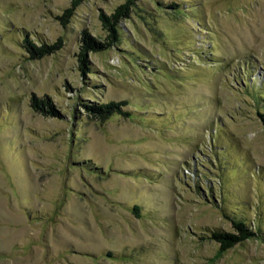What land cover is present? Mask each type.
I'll return each mask as SVG.
<instances>
[{"label":"rangeland","instance_id":"obj_1","mask_svg":"<svg viewBox=\"0 0 264 264\" xmlns=\"http://www.w3.org/2000/svg\"><path fill=\"white\" fill-rule=\"evenodd\" d=\"M72 2L0 0V264H264V0H134L85 74L127 0Z\"/></svg>","mask_w":264,"mask_h":264},{"label":"trees","instance_id":"obj_2","mask_svg":"<svg viewBox=\"0 0 264 264\" xmlns=\"http://www.w3.org/2000/svg\"><path fill=\"white\" fill-rule=\"evenodd\" d=\"M82 0H73L72 5L77 6ZM134 5V0H127L124 4L118 6L115 9V12L111 14V16L103 15L102 23L105 30L108 32V42H100L98 40H94L90 37L87 31L84 32L83 46L81 48V53L78 55L79 60V68L85 74L90 69V62L88 59V49H97V50H105L116 43L122 41V37L119 33V23L121 18H130L132 13V6ZM71 9L66 10V14L63 17L70 15ZM60 43H56L50 45L48 43L43 44L42 46H37L26 40V49L32 55V58H42L46 55L54 53L57 49L60 48ZM34 104L46 112L51 111L52 104L50 100L44 101L43 99L35 100ZM120 102H111L110 104H102L97 105V110L99 111L101 117L110 116L114 113L123 114V109L121 108ZM88 109H92L91 106L85 105ZM127 114V113H125ZM259 117L264 125V112H259ZM135 211L137 215H139L140 208L139 206H135ZM232 224L234 227V232H215L213 236L217 241L221 243L222 249H229L233 247L235 244L244 241L255 235L253 228H251L247 222V220H239L236 217H232Z\"/></svg>","mask_w":264,"mask_h":264}]
</instances>
